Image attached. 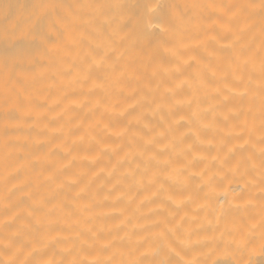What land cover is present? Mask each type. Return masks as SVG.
I'll use <instances>...</instances> for the list:
<instances>
[{
    "label": "bare ground",
    "instance_id": "1",
    "mask_svg": "<svg viewBox=\"0 0 264 264\" xmlns=\"http://www.w3.org/2000/svg\"><path fill=\"white\" fill-rule=\"evenodd\" d=\"M260 2L0 0V264H264Z\"/></svg>",
    "mask_w": 264,
    "mask_h": 264
},
{
    "label": "snow or ice",
    "instance_id": "2",
    "mask_svg": "<svg viewBox=\"0 0 264 264\" xmlns=\"http://www.w3.org/2000/svg\"><path fill=\"white\" fill-rule=\"evenodd\" d=\"M58 7V5L52 4H35L31 6V11L26 16H20L18 14H13L12 5L4 4L3 6V16H4V24L2 28H0V38L14 41L20 37L29 38L32 40H38L41 45V49L49 42V37L52 32H54L57 28V23L62 21L64 17L56 16L53 18V12ZM145 9L151 8V5H144ZM242 11H246L249 8L257 7L256 5H241L239 6ZM262 13V18H264V0H261L259 6ZM151 15V13H146ZM19 33L20 37L16 34ZM244 49L240 50V55H244ZM6 59H12L14 62L20 61L22 62L25 59H34L33 57H26L19 52L6 54ZM247 66V61H245L243 67ZM239 67V65H238ZM261 75L264 76V59L261 61ZM261 136L260 142L264 143V123L261 125ZM237 138H242V135ZM249 138L251 139V133H249ZM247 143V142H246ZM244 146H241L243 148ZM261 166L264 169V148L261 149ZM239 170V164L237 166V171ZM261 183L264 185V170L261 171ZM261 198L264 199V187L261 189ZM262 238H264V234H262ZM247 239L242 241L243 246H246ZM264 247V244H262ZM179 255V253H177ZM72 264H84L83 261H73ZM96 264H101V262L97 261ZM106 264V262H105ZM136 264H143V262H136ZM153 264H182V261H170V260H161L153 262ZM199 264V262H197Z\"/></svg>",
    "mask_w": 264,
    "mask_h": 264
}]
</instances>
